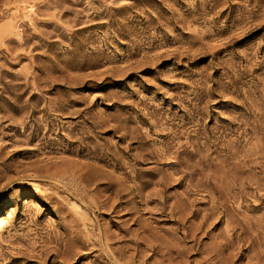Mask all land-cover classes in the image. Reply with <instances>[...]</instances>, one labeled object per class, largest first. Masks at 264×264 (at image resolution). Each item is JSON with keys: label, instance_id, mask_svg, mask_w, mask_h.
I'll return each instance as SVG.
<instances>
[{"label": "rangeland", "instance_id": "1", "mask_svg": "<svg viewBox=\"0 0 264 264\" xmlns=\"http://www.w3.org/2000/svg\"><path fill=\"white\" fill-rule=\"evenodd\" d=\"M0 264H264V0H0Z\"/></svg>", "mask_w": 264, "mask_h": 264}]
</instances>
